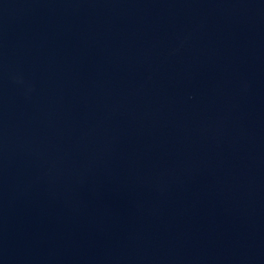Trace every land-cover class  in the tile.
<instances>
[{
    "label": "water",
    "instance_id": "water-1",
    "mask_svg": "<svg viewBox=\"0 0 264 264\" xmlns=\"http://www.w3.org/2000/svg\"><path fill=\"white\" fill-rule=\"evenodd\" d=\"M0 264H264V0H0Z\"/></svg>",
    "mask_w": 264,
    "mask_h": 264
}]
</instances>
